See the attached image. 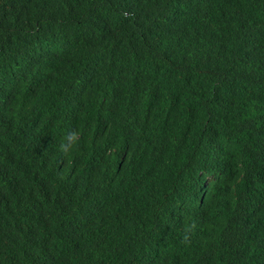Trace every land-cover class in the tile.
Wrapping results in <instances>:
<instances>
[{"label":"trees","instance_id":"trees-1","mask_svg":"<svg viewBox=\"0 0 264 264\" xmlns=\"http://www.w3.org/2000/svg\"><path fill=\"white\" fill-rule=\"evenodd\" d=\"M0 264H264V0H0Z\"/></svg>","mask_w":264,"mask_h":264},{"label":"bare ground","instance_id":"bare-ground-1","mask_svg":"<svg viewBox=\"0 0 264 264\" xmlns=\"http://www.w3.org/2000/svg\"><path fill=\"white\" fill-rule=\"evenodd\" d=\"M228 10H229V6L228 4H226L223 7L219 15L212 13L206 17V21H209L211 23V26L218 32L219 35H222V36H224L228 32V31H225V29L229 28L228 23L231 18H229L228 16ZM253 40H254V37H252L250 41H253ZM243 43L246 45L251 44L254 47V44L251 42L244 41ZM219 49L221 50V52H223L222 45L219 47ZM236 53H241V52H236Z\"/></svg>","mask_w":264,"mask_h":264},{"label":"clouds","instance_id":"clouds-1","mask_svg":"<svg viewBox=\"0 0 264 264\" xmlns=\"http://www.w3.org/2000/svg\"><path fill=\"white\" fill-rule=\"evenodd\" d=\"M234 39H237V38H234ZM243 42H244L243 39H240V40L237 39L233 42L223 44L222 50L224 52H235L236 46L242 44ZM79 139H80V131L78 129L73 130L70 133H66L64 142L61 144L60 147L63 151L67 152L68 150H70L71 148L75 147L78 144ZM236 167L241 169V165H237Z\"/></svg>","mask_w":264,"mask_h":264}]
</instances>
